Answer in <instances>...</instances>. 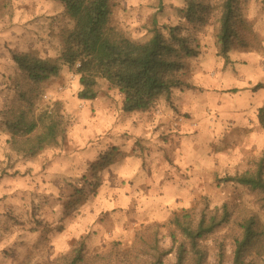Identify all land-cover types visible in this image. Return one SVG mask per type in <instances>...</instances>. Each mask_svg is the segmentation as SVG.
<instances>
[{"label":"rangeland","instance_id":"374dc122","mask_svg":"<svg viewBox=\"0 0 264 264\" xmlns=\"http://www.w3.org/2000/svg\"><path fill=\"white\" fill-rule=\"evenodd\" d=\"M111 26L144 43L159 30L186 40L184 86L172 100L124 113L123 96L100 80L98 98L82 101L79 76L64 66L42 87L38 112L65 117L60 144L36 158L14 154L0 113V264H55L82 239L89 256L111 254L108 264H133L141 252L172 246L170 221L208 204L227 205L234 220L259 215V193L220 180L254 171L264 158V7L242 4L247 30L220 53L213 14L188 17L187 0H111ZM73 22L57 0H0V112L17 95L22 76L13 53L57 58ZM59 105V106H56ZM237 230L230 224L205 241L210 264L219 245L232 264ZM252 264L264 253L251 252ZM174 256L164 264H175ZM138 264V263H136Z\"/></svg>","mask_w":264,"mask_h":264},{"label":"trees","instance_id":"16d2710c","mask_svg":"<svg viewBox=\"0 0 264 264\" xmlns=\"http://www.w3.org/2000/svg\"><path fill=\"white\" fill-rule=\"evenodd\" d=\"M73 22L63 39V50L57 58H42L33 53H13V62L22 80L15 84L16 98L0 113L3 131L8 136L10 150L19 156L36 158L46 149L60 144L65 134V117L58 111L38 112V101L45 83L61 75L64 66L79 76L81 90L78 98L94 101L98 98L100 80L122 96L121 110L134 113L149 110L159 99L172 100L174 91L184 86V58L193 54L184 38L170 29L172 40L159 30L144 43L132 41L111 26V0H57ZM187 16L205 20L215 15L219 28L217 41L220 53L229 62L233 43L245 42L247 23L242 4L246 0H187ZM264 7V0H261ZM246 45V42L245 44ZM59 106V105H56ZM264 128V107L259 110ZM226 184H238L259 193L264 200V158L254 171L229 176ZM227 205L211 209L207 204L197 214L187 210L170 221L172 246L163 250L157 235L153 253L143 258L139 252L129 259L133 264H164L174 256L175 264H210L205 241L224 226L234 224L232 264H252L251 252L264 253V222L259 215L234 220ZM82 239L69 256L55 264H108L111 254L89 256ZM216 264H226L225 247L219 245Z\"/></svg>","mask_w":264,"mask_h":264}]
</instances>
